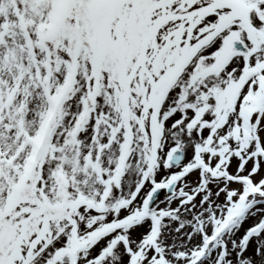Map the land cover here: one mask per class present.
Listing matches in <instances>:
<instances>
[{
  "label": "snow or ice",
  "instance_id": "obj_1",
  "mask_svg": "<svg viewBox=\"0 0 264 264\" xmlns=\"http://www.w3.org/2000/svg\"><path fill=\"white\" fill-rule=\"evenodd\" d=\"M0 264H264V0H0Z\"/></svg>",
  "mask_w": 264,
  "mask_h": 264
}]
</instances>
